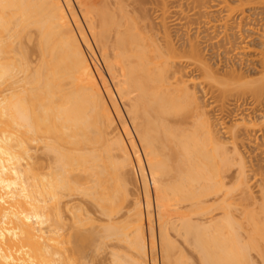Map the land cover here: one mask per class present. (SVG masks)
Listing matches in <instances>:
<instances>
[{
  "label": "bare ground",
  "instance_id": "6f19581e",
  "mask_svg": "<svg viewBox=\"0 0 264 264\" xmlns=\"http://www.w3.org/2000/svg\"><path fill=\"white\" fill-rule=\"evenodd\" d=\"M263 103L264 0H0V264H264Z\"/></svg>",
  "mask_w": 264,
  "mask_h": 264
},
{
  "label": "rangeland",
  "instance_id": "374dc122",
  "mask_svg": "<svg viewBox=\"0 0 264 264\" xmlns=\"http://www.w3.org/2000/svg\"><path fill=\"white\" fill-rule=\"evenodd\" d=\"M258 27V26H257ZM172 34H174V33H172ZM247 34V35H246ZM174 35H176V34H174ZM249 35V36H248ZM245 36H247V37H245ZM244 37H245V41L243 42V45L242 46H245V48L247 49H245L244 48V50L246 51L243 55H245L246 54V56H243L242 58H241V60H240V62L239 61H237L238 59H234L233 60V58H232V60L233 61H231V62H233L232 64L234 65V66H236V67H238L241 71H243V72H245V73H248L249 71H252L253 69H254V67H256V65H257V62H256V60H257V52H258V49H259V46H258V44H259V40L257 39V37H256V35H255V33H251V34H249V32L248 33H245V35H244ZM247 51H248V53H247ZM207 54H209V53H207ZM210 58H209V57ZM208 56H206V58L208 59V61H209V59L210 60H212V61H210L211 63H216L215 62V60L214 59H216L214 56H210V55H208ZM256 56V57H255ZM212 57V58H211ZM214 57V58H213ZM217 60V59H216ZM217 63H218V60H217ZM230 63V62H229ZM228 63V64H229ZM227 64V65H228ZM217 65V64H216ZM215 65V66H216ZM219 66V68H220V70L221 69H223V68H225L223 65H225L223 62H222V64L221 63H219L218 64ZM230 65V64H229ZM226 66V65H225ZM260 105V104H259ZM257 105V107H259L258 108V111H260V106H262L263 105V107L261 108V111L262 112H259L258 113V111H256L258 114H260V113H262V114H260V115H258L255 111H254V115H253V113L251 114V115H253V116H250L251 117V119H253V120H255L256 121V123L258 124L259 123V121L258 120H260V117H262V116H264L263 114H264V103L262 104V105ZM257 110V109H256ZM211 112H213L214 113V111H211ZM213 113H211V114H213ZM258 115V116H257ZM262 115V116H261ZM256 116V117H255ZM255 118V119H254ZM257 118V119H256ZM259 118V119H258ZM233 119V118H232ZM235 119H237L236 117L233 119V120H235ZM248 119V118H247ZM229 121L227 122V120H225L226 121V124H228L229 122H232V121H230L231 119H228ZM264 120V118L262 117V121ZM254 122V121H253ZM260 122H261V120H260ZM230 124V123H229ZM261 138V139H260ZM258 139L259 140H264V137H262V136H259L258 137ZM92 251L91 250H89V255H90V253H91ZM91 254H93V253H91ZM88 255V254H87ZM88 255V258L86 257V258H84L85 260H81V262L82 261H84V264L86 263V264H100V262H101V260L104 258H106L107 257V259L105 260L106 262H104L103 260V263H101V264H110V261H109V263H108V261L107 260H109V258H108V255H106L105 253L104 254H101L99 257H98V260L97 259H95L96 260V262L94 263V262H92V260L93 261H95L94 259H90V258H92V255H90L89 256ZM106 257H105V256ZM100 257H102V258H100ZM94 258V257H93ZM101 259V260H100ZM192 259V261H194V259L193 258H191ZM191 259H190V261H191ZM97 261H98V263H97ZM149 264H151V262L149 261Z\"/></svg>",
  "mask_w": 264,
  "mask_h": 264
}]
</instances>
